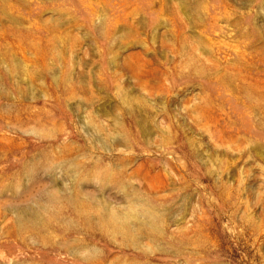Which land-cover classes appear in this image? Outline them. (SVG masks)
Instances as JSON below:
<instances>
[{
  "label": "rangeland",
  "instance_id": "374dc122",
  "mask_svg": "<svg viewBox=\"0 0 264 264\" xmlns=\"http://www.w3.org/2000/svg\"><path fill=\"white\" fill-rule=\"evenodd\" d=\"M0 264H264V0H0Z\"/></svg>",
  "mask_w": 264,
  "mask_h": 264
}]
</instances>
